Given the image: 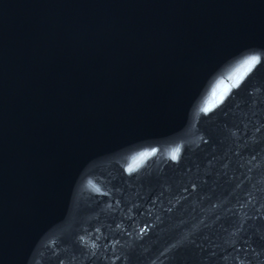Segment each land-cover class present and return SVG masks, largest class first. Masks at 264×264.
<instances>
[{
	"label": "water",
	"instance_id": "1",
	"mask_svg": "<svg viewBox=\"0 0 264 264\" xmlns=\"http://www.w3.org/2000/svg\"><path fill=\"white\" fill-rule=\"evenodd\" d=\"M239 260L264 264V0H0V264Z\"/></svg>",
	"mask_w": 264,
	"mask_h": 264
},
{
	"label": "snow or ice",
	"instance_id": "2",
	"mask_svg": "<svg viewBox=\"0 0 264 264\" xmlns=\"http://www.w3.org/2000/svg\"><path fill=\"white\" fill-rule=\"evenodd\" d=\"M253 62H255V58L253 59ZM238 264H244V261L243 260H239Z\"/></svg>",
	"mask_w": 264,
	"mask_h": 264
}]
</instances>
